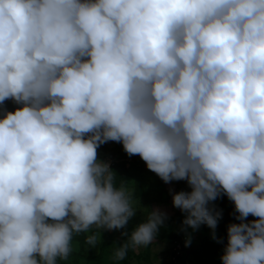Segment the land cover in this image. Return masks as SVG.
Wrapping results in <instances>:
<instances>
[{
	"label": "clouds",
	"instance_id": "clouds-1",
	"mask_svg": "<svg viewBox=\"0 0 264 264\" xmlns=\"http://www.w3.org/2000/svg\"><path fill=\"white\" fill-rule=\"evenodd\" d=\"M0 112V264H57L74 234L125 227L109 141L186 181L173 206L214 239L226 195L222 264H264V0H0ZM166 219L154 209L113 259Z\"/></svg>",
	"mask_w": 264,
	"mask_h": 264
},
{
	"label": "rangeland",
	"instance_id": "rangeland-1",
	"mask_svg": "<svg viewBox=\"0 0 264 264\" xmlns=\"http://www.w3.org/2000/svg\"><path fill=\"white\" fill-rule=\"evenodd\" d=\"M7 111H14L20 105L11 100L5 101L3 106ZM3 112H0L2 118ZM103 149L97 150L98 160L109 164L114 172V183L117 187L124 184L131 196V204L135 214L129 219L130 233L146 222L149 213L159 209L167 215L166 226L162 225L153 244L146 247L129 248L123 261L113 259L115 250L127 242V237L120 229H100L95 226L86 233H78L72 240V252L67 260H60L57 264H175L176 257L184 254L182 264H221L220 259L227 244V226L230 223H239L235 219L234 203L226 195H222L210 202L209 207L224 208L228 213L222 214L219 219L213 238V230L201 224L197 229L184 225L185 213L173 206V194L180 191H190L186 181H172L165 183L157 174L150 171L146 163L138 156H129L123 149L122 143L109 141ZM113 156H110V155ZM165 220V221H166ZM251 221V217L247 218ZM96 235L98 243L90 246L86 238ZM181 239V241L177 240ZM190 243L186 246V240ZM213 240L214 246L202 257V262L193 260L190 250L198 246L204 247L206 241ZM219 240V242H217ZM206 255V256H205ZM179 264V263H177Z\"/></svg>",
	"mask_w": 264,
	"mask_h": 264
},
{
	"label": "trees",
	"instance_id": "trees-1",
	"mask_svg": "<svg viewBox=\"0 0 264 264\" xmlns=\"http://www.w3.org/2000/svg\"><path fill=\"white\" fill-rule=\"evenodd\" d=\"M101 150V149H103V151H105V146H104V144L103 145H101L97 150ZM110 156H113L112 154L110 155ZM211 208H213V207H211ZM217 211H220L222 214H226V213H228L224 208H215ZM221 214V215H222ZM251 217V220H254V219H257L256 217H252V216H250ZM167 220L164 222V226H166V224H167ZM218 223H219V221H218ZM128 224H126L125 225V227L124 228H122V229H120L121 231H122V233H123V235L124 236H126L127 238L126 239H129V237H130V235H128L129 233H130V229H129V227L127 226ZM76 235L77 234H74L73 235V239H75L76 238ZM177 240H179V241H181V239H177ZM206 241V243H205V246L204 247H200V246H198L196 249H191L190 250V253H191V255H193V256H191L192 258H193V260L194 261H196V262H198V263H200V262H202V257H203V255L205 254V253H207L208 251H206V250H204L205 248H207V247H209V246H214V241L213 240H205ZM217 242H218V240H217ZM225 247V246H224ZM184 254H185V252H184ZM184 254H182V252H181V255H178L177 257H176V263L175 264H177V263H179V264H182L183 263V261H184V259L183 258H185L184 257ZM206 256V255H205ZM183 260V261H182ZM57 262H60V259L58 258L57 259ZM222 264V263H221Z\"/></svg>",
	"mask_w": 264,
	"mask_h": 264
}]
</instances>
